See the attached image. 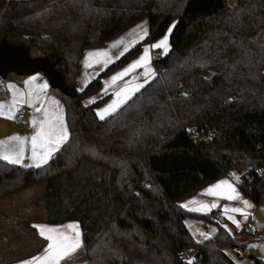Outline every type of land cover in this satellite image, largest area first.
<instances>
[{
  "label": "trees",
  "instance_id": "1",
  "mask_svg": "<svg viewBox=\"0 0 264 264\" xmlns=\"http://www.w3.org/2000/svg\"><path fill=\"white\" fill-rule=\"evenodd\" d=\"M142 15L148 39L176 19L155 78L103 120L56 90L68 141L40 168L0 160V198L42 181L45 219L81 225L83 264H236L225 248L242 243L223 226L198 240L184 222L214 211L177 201L233 167L239 189L264 201V0H0V40L57 58L75 88L84 47Z\"/></svg>",
  "mask_w": 264,
  "mask_h": 264
},
{
  "label": "crops",
  "instance_id": "2",
  "mask_svg": "<svg viewBox=\"0 0 264 264\" xmlns=\"http://www.w3.org/2000/svg\"><path fill=\"white\" fill-rule=\"evenodd\" d=\"M175 21L176 19L171 21L163 35L155 39H148L147 35L143 40L131 45L129 50L137 46L136 49L131 52L124 60L118 63L117 60H119L126 53L125 52L123 55H118L121 51H123L124 45L121 44L118 48H112L111 45L121 38L124 39L125 43H128L129 40L133 39L129 33H131L133 29H136L138 25L145 24V22L149 34V20L147 15L140 16L138 19L108 38L103 43L85 46L78 61L74 80V87L79 92L81 104H93L95 113L97 117L100 118L99 112L116 99L115 93L117 91L123 88L128 82H131L132 84L144 82V73L146 67L151 68L157 75V70L153 64V60L156 56L164 55V52L163 49L152 48L151 45L160 41L165 36V34L168 33L170 26H172ZM168 44L170 49L169 37ZM145 48L149 49V64L144 67H137L134 71L128 73L122 79L116 81L115 84H112L111 77L122 72L131 64L135 63L143 55ZM129 50L127 52H129ZM96 52H108L112 58L111 62L107 63V66H104L103 63H96V60L98 59H106L104 57H92L90 60L88 54ZM38 54V51L35 50L34 55ZM89 63L92 64L91 67H88ZM96 77H99V84L93 89L84 91L86 85ZM45 83L48 85V87L43 92H41L40 87ZM29 92L32 93L34 106H29L27 103L23 102L29 99ZM20 93H23V97L19 95ZM37 96L40 97L39 100H37ZM14 97L17 101L15 104H22L25 111V115L22 119L16 118L15 105L12 108V111L14 112V118H8V106L11 104ZM41 102L43 103V106L49 110V112L61 114L63 117V122L67 126L65 118V104L63 99L56 90L49 86V83L42 72H36L29 75H16L12 73L7 75L5 78H0V105H4V107L0 109V142L6 143L7 151L14 152L17 150L15 141L10 140L11 137L17 136L21 138H28L35 134L36 127L32 124V121L33 119H43V109L41 112L35 111L36 107L41 106ZM67 130L69 133L68 126ZM30 149V143L26 144L25 158L22 164L19 165L23 166L24 164L33 163V161L29 158L31 155ZM2 150L3 149H0V151ZM225 180H228L229 183H233L242 199L249 201L252 205V207L244 209L248 214V218H250V213L253 209L254 203L239 189L238 181H235L232 174L229 173L221 175L209 183L182 196L177 201V203L186 210L198 208L201 203H207L211 205V203L215 202L217 204V207L211 208L210 211L189 210L197 213H209L214 211V213L211 215V219L206 220L195 216L185 217L184 222L187 228L195 238H198V240H203L204 237L200 235L198 231L197 235H195V227H193V221H195L194 219H198L197 221L199 223L201 222L200 224L206 225L204 226L205 234L208 232L206 230L207 222H214L215 224L219 223L231 234V231L233 230L231 226L236 228V224L228 219L229 215L234 216L236 221L239 223L244 224L248 220V218L245 219V216L240 213H233L230 211L226 213L224 211L225 208H244L243 204L239 200H228L223 198L222 195L206 194L209 188ZM26 191V188H24L18 192L0 198V264H27V262H30L33 257L42 255L45 248L47 247V244L49 243V241L44 236L40 235V227L56 228L60 231L74 234L68 229L67 226L69 225H76L78 227V231L81 234L82 247L79 248L70 259L62 260L61 264H83L87 257L85 253L82 229L79 221L66 220L58 223L48 222L45 219L43 207L40 208L38 205L35 207L39 210L37 213L34 210L35 208L33 209V206L30 207L32 210L30 209L26 213L23 211L21 212L20 210H24L23 208L27 205L28 201L31 200L29 194H27ZM218 191L223 193L224 190L220 189ZM215 231L216 229L212 230L210 234H214Z\"/></svg>",
  "mask_w": 264,
  "mask_h": 264
},
{
  "label": "snow or ice",
  "instance_id": "3",
  "mask_svg": "<svg viewBox=\"0 0 264 264\" xmlns=\"http://www.w3.org/2000/svg\"><path fill=\"white\" fill-rule=\"evenodd\" d=\"M175 27V22L172 26H170L168 33L158 41L157 43L151 45L152 48H161L163 49L164 54L168 53L169 44L168 37L171 34L172 28ZM133 39L129 40L128 43H125L124 39L114 42L111 47L118 48L121 44L124 45L123 51H121L118 55H123L125 52L129 50L131 45L138 43L140 40H143L147 35L148 31L145 24L138 25L136 29H133L131 33H129ZM264 47V46H262ZM89 59L92 57H104L106 59L96 60V63H103L104 66H107V63H110L112 58L108 54V52H96L90 53ZM150 62L149 49L145 48L143 55L133 64H131L127 69L122 72L111 77L112 84H115L116 81L122 79L128 73L134 71L137 67H144L148 65ZM92 64L89 63L88 67H91ZM145 80L143 83L132 84L128 82L123 88L115 93L116 99L113 100L110 104H108L103 110L99 112V117L101 120L105 119L106 116L116 112L122 105L126 104L132 96L140 91L146 84L150 82V79L155 78L156 73L151 69L147 68L144 73ZM48 85L45 83L41 85L40 91L43 92ZM23 97V93L19 94ZM29 99L23 101L27 103L29 106H34V102L32 100V93H28ZM40 97L37 96V100ZM16 99L14 97L11 104L8 106L9 113L8 118H14V112L12 111L13 106L16 103ZM4 105H0V109H2ZM43 109V119H33L32 124L36 127L35 134L28 138H21L17 136H13L10 138L11 141H15L17 145V150L14 152L7 151V145L5 142H0V160L6 161L8 164L19 165L22 164L25 158V145H31V155L30 159L33 161L31 164H24V167H36L40 168L43 165H46L49 160L53 157V155L60 150L62 145L68 141L69 133L67 130V126L63 122V117L61 114L55 112H49L47 108L43 106L41 102L40 107H36L35 111L41 112ZM235 181H239L238 174H232ZM223 189V193H220L218 190ZM207 195H222L223 198L228 200H239L244 208L234 207V208H225V212H233L240 213L245 216V219L248 218L247 212L244 209L252 207L249 201L242 199L240 194L238 193L236 187L233 183H229L228 180L222 181L219 184L209 188L206 192ZM217 207L215 202L211 203V205L207 203H201L198 208L189 209V210H206L210 211L211 208ZM228 219L231 220L234 224L239 227V222L236 221L234 216L229 215ZM39 227V226H38ZM71 231L69 234L67 232L60 231L56 228H45L40 227V235L44 236L49 243L44 250V253L40 256L33 257L30 262L27 264H61L62 260L70 259L72 255L82 247L81 242V234L78 231V227L76 225L67 226ZM204 237L205 240L210 237L205 233H200ZM188 264H192V261H188Z\"/></svg>",
  "mask_w": 264,
  "mask_h": 264
},
{
  "label": "rangeland",
  "instance_id": "4",
  "mask_svg": "<svg viewBox=\"0 0 264 264\" xmlns=\"http://www.w3.org/2000/svg\"><path fill=\"white\" fill-rule=\"evenodd\" d=\"M228 4L230 6H233L236 4L237 0H227ZM35 49L32 48L29 50V53L31 55H34ZM242 168V167H240ZM237 171H239L238 167H233L230 170V174H237ZM44 184L42 181L33 183L31 185L26 186V192L30 196V201H28L27 205L23 208L24 210H20L21 212H28L33 206V209L38 205L40 208H42V192H43ZM24 189V188H23ZM22 190V189H21ZM20 191V190H18ZM16 191V192H18ZM15 193V192H14ZM32 210V209H31ZM37 213L39 211L37 208L34 209ZM41 211V209H40ZM193 224V227H195V235L197 233H204V224H200L197 220ZM207 234L208 236H211V231L216 229V224L214 222H207ZM239 227L237 225L236 228L231 231V235L234 240L242 243V246L250 251L249 256H245L241 253H233L230 250V247H226L225 251L226 253L235 261L236 264H257V259H263L264 257V201L259 202L258 204L253 205V209L250 213V223L249 228L247 230H241L243 223H239ZM238 229V230H235ZM198 231V232H197ZM250 231V232H249ZM194 233V232H193ZM198 239V238H196ZM251 256V257H250ZM188 261L192 260V255H189L187 257Z\"/></svg>",
  "mask_w": 264,
  "mask_h": 264
},
{
  "label": "water",
  "instance_id": "5",
  "mask_svg": "<svg viewBox=\"0 0 264 264\" xmlns=\"http://www.w3.org/2000/svg\"><path fill=\"white\" fill-rule=\"evenodd\" d=\"M56 62L57 58L50 61L39 54L31 55L23 45H10L5 39L0 40V78H5L12 73L29 75L42 72L52 89L78 102L77 90L65 83L62 75L56 69Z\"/></svg>",
  "mask_w": 264,
  "mask_h": 264
},
{
  "label": "built area",
  "instance_id": "6",
  "mask_svg": "<svg viewBox=\"0 0 264 264\" xmlns=\"http://www.w3.org/2000/svg\"><path fill=\"white\" fill-rule=\"evenodd\" d=\"M25 115V111L23 109V106L22 104L18 103V104H15V116L17 119H22ZM231 252L233 253H241L245 256H249L250 255V251L244 247H239V246H233L230 248ZM264 261V257L262 259Z\"/></svg>",
  "mask_w": 264,
  "mask_h": 264
}]
</instances>
